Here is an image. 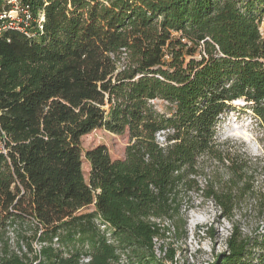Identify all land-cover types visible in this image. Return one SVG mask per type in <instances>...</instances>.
I'll list each match as a JSON object with an SVG mask.
<instances>
[{
    "label": "trees",
    "instance_id": "trees-1",
    "mask_svg": "<svg viewBox=\"0 0 264 264\" xmlns=\"http://www.w3.org/2000/svg\"><path fill=\"white\" fill-rule=\"evenodd\" d=\"M26 1L44 32L0 37V264H181L154 239L187 240L193 192L232 222L212 264H264L235 220L247 198L264 214V157L219 131L241 99L264 127V0ZM97 128L131 142L86 151L87 179Z\"/></svg>",
    "mask_w": 264,
    "mask_h": 264
},
{
    "label": "rangeland",
    "instance_id": "rangeland-1",
    "mask_svg": "<svg viewBox=\"0 0 264 264\" xmlns=\"http://www.w3.org/2000/svg\"><path fill=\"white\" fill-rule=\"evenodd\" d=\"M264 34V22L261 25ZM160 110H168L169 104L164 100L154 102ZM244 99L232 103V108L220 126L222 139H230L231 144H237L248 150L254 157H264V127L257 120L250 108H247ZM131 140L128 133L118 134L106 128H97L82 137L83 171L88 179L90 162L87 160L86 151L100 145L107 147L113 160L124 159L126 149ZM264 160V159H263ZM203 181V178L200 177ZM256 187L264 192V178L256 181ZM195 208L185 211L188 219V238L186 241H176L168 235L161 239L159 244H174L177 248V258L181 264H212L217 254L226 250V239L230 233L232 222L228 219H217V209L211 200L204 201L200 193L193 192ZM93 207L88 208L90 210ZM235 220L240 224L246 234L264 232V214H259L255 198H247L242 207L236 211ZM213 224L216 227V236L210 237L204 230ZM35 248L40 249L38 242Z\"/></svg>",
    "mask_w": 264,
    "mask_h": 264
},
{
    "label": "built area",
    "instance_id": "built-area-1",
    "mask_svg": "<svg viewBox=\"0 0 264 264\" xmlns=\"http://www.w3.org/2000/svg\"><path fill=\"white\" fill-rule=\"evenodd\" d=\"M46 20L45 12L35 10L26 0H0V37L10 30L19 31L29 38H35L44 32ZM2 141H0V148ZM171 227L169 221L163 222ZM205 233V232H204ZM160 238H155V254L158 258L165 256V249ZM90 258H85L84 262H89ZM170 263V262H168ZM188 264V263H184Z\"/></svg>",
    "mask_w": 264,
    "mask_h": 264
},
{
    "label": "bare ground",
    "instance_id": "bare-ground-1",
    "mask_svg": "<svg viewBox=\"0 0 264 264\" xmlns=\"http://www.w3.org/2000/svg\"><path fill=\"white\" fill-rule=\"evenodd\" d=\"M235 102H237V101H235Z\"/></svg>",
    "mask_w": 264,
    "mask_h": 264
}]
</instances>
